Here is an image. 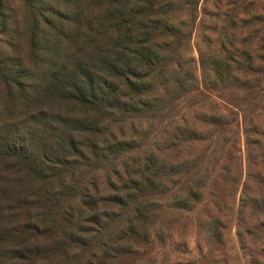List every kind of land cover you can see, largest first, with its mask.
<instances>
[{
	"label": "trees",
	"instance_id": "obj_1",
	"mask_svg": "<svg viewBox=\"0 0 264 264\" xmlns=\"http://www.w3.org/2000/svg\"><path fill=\"white\" fill-rule=\"evenodd\" d=\"M235 206L258 264L264 0H0V264L226 259Z\"/></svg>",
	"mask_w": 264,
	"mask_h": 264
},
{
	"label": "rangeland",
	"instance_id": "obj_2",
	"mask_svg": "<svg viewBox=\"0 0 264 264\" xmlns=\"http://www.w3.org/2000/svg\"><path fill=\"white\" fill-rule=\"evenodd\" d=\"M199 11L202 4H199ZM195 31L191 39V45L195 43ZM195 54V53H194ZM260 112L259 109H257ZM242 155H244L243 147ZM244 156L242 165L244 167ZM232 214V213H231ZM191 215V214H188ZM236 206L233 207V216L231 217V224L227 231H223L225 244L223 249L227 254V258L221 257L220 253L216 250L215 243L207 244L206 240H195V231L193 228L187 227L185 235L178 237L181 242L176 241V237L160 245L158 242L136 244V252L129 256H123L115 259L111 264H137L143 262L147 257H152L157 262L162 264H251L247 256L245 248L241 247L238 242L237 232L235 228ZM255 229L264 230V225L257 226ZM171 243V244H170ZM170 244V245H169ZM170 248L168 249L169 246ZM164 246V248H163ZM259 249L264 250V243L258 244ZM167 251L165 259L164 251ZM258 264H264V259L259 258Z\"/></svg>",
	"mask_w": 264,
	"mask_h": 264
}]
</instances>
